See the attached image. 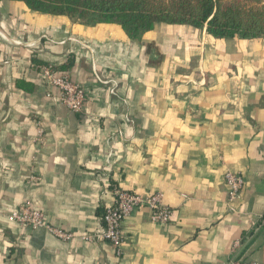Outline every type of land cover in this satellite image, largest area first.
<instances>
[{
  "label": "crops",
  "instance_id": "crops-1",
  "mask_svg": "<svg viewBox=\"0 0 264 264\" xmlns=\"http://www.w3.org/2000/svg\"><path fill=\"white\" fill-rule=\"evenodd\" d=\"M69 37L95 55L49 41ZM93 64L115 80L116 96ZM47 66L67 67L87 90L82 113L48 98ZM228 171L245 180L233 202ZM117 188L162 193L171 220L155 225L148 209L137 210L121 249L84 242ZM25 202L75 239L12 223ZM231 262L264 264V38L157 24L133 42L116 24L85 26L0 2V264Z\"/></svg>",
  "mask_w": 264,
  "mask_h": 264
},
{
  "label": "trees",
  "instance_id": "trees-1",
  "mask_svg": "<svg viewBox=\"0 0 264 264\" xmlns=\"http://www.w3.org/2000/svg\"><path fill=\"white\" fill-rule=\"evenodd\" d=\"M3 1L22 2L33 12L67 17L75 24H116L133 42L140 41L157 24L206 29L216 39L264 38V0H0Z\"/></svg>",
  "mask_w": 264,
  "mask_h": 264
},
{
  "label": "built area",
  "instance_id": "built-area-1",
  "mask_svg": "<svg viewBox=\"0 0 264 264\" xmlns=\"http://www.w3.org/2000/svg\"><path fill=\"white\" fill-rule=\"evenodd\" d=\"M50 43L65 45L72 43L86 50L90 55H95V50L87 43L69 37L63 41H54L49 39ZM96 81L102 86L107 87V92L111 96H116L117 83L113 79H105L102 72L92 65ZM41 85L48 89V98L55 104L67 107L73 113H82L87 102V90L81 85L72 81L66 73L56 69L54 66L40 68ZM54 90L55 92H51ZM126 122L132 124V120L126 117ZM120 136H124L119 131ZM225 182L229 189V202L237 200L244 188V179L228 171L225 175ZM114 203L108 206L100 219V227L92 233H83L80 238L86 243H109L115 249H121L124 241L123 225L127 219L137 210L148 209L151 212V221L155 225L168 223L173 214V209L165 206L164 195L154 193L151 195H140L136 192L117 188L114 191ZM10 220L17 226L28 227L32 230L45 229L60 240L72 241L75 234L52 227L46 220L44 212L33 207L29 202H25L14 208L10 212ZM230 264H260L258 262Z\"/></svg>",
  "mask_w": 264,
  "mask_h": 264
}]
</instances>
